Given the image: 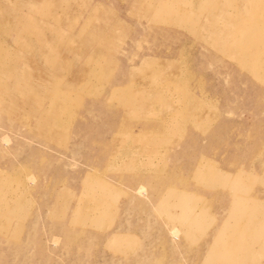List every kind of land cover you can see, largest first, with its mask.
<instances>
[{
	"label": "rangeland",
	"instance_id": "rangeland-1",
	"mask_svg": "<svg viewBox=\"0 0 264 264\" xmlns=\"http://www.w3.org/2000/svg\"><path fill=\"white\" fill-rule=\"evenodd\" d=\"M0 60V264H264V0H0Z\"/></svg>",
	"mask_w": 264,
	"mask_h": 264
},
{
	"label": "bare ground",
	"instance_id": "bare-ground-1",
	"mask_svg": "<svg viewBox=\"0 0 264 264\" xmlns=\"http://www.w3.org/2000/svg\"><path fill=\"white\" fill-rule=\"evenodd\" d=\"M145 5V4H144ZM151 5V7H150V9H149V11L147 10V11H144V13L145 14H147V15H150L151 13H152V15L155 13V12H158L160 15H163L164 16V18L163 19H161L163 22H167V21H170V22H173V23H175V22H177V23H181V24H184L185 22H188V23H190L191 22V20H192V18L194 17L193 15V12H190V11H188V10H185V9H183V8H180V7H175V6H170V5H168V4H166V3H157V4H154V3H151L150 4ZM165 17H172V19H169V18H165ZM21 30H22V28H21ZM50 30H51V28H50ZM21 38L23 39V36L21 35ZM99 38H102V37H99ZM48 40V39H47ZM16 41V40H15ZM18 41L20 42V39H18ZM94 43H97V42H94ZM93 42H92V44H93V46L91 47V49H92V51H94V50H96L95 52H97V51H100L99 53H102L101 52V47H102V44L100 43V44H98L97 43V45H95ZM73 48V47H72ZM65 58V57H64ZM149 58H150V56H142V58H140V60H139V62L136 64V65H134V66H132L131 67V69L129 70V73L131 72V71H133V70H137V69H141V68H143L142 66H144L145 64H147L149 61ZM97 61V60H96ZM6 62L7 61H1L0 60V70L2 69V67H3V70H6V71H12L13 70V66H10L8 63L9 62H7V65H6ZM85 67V66H84ZM86 68V67H85ZM93 69V68H92ZM91 69V70H92ZM81 71H85V70H81ZM75 73V72H74ZM79 73H82V72H79ZM87 73V72H86ZM137 73H139V72H137ZM72 74V73H71ZM10 75L11 74H9L8 75V77H10ZM83 75H85V73L84 74H82V76ZM70 76V75H69ZM16 78L14 75L12 76V78ZM71 77V76H70ZM80 77V76H79ZM44 78V77H43ZM53 78V77H52ZM47 79V78H46ZM67 80V79H66ZM65 80V81H66ZM78 80V79H77ZM48 81V80H47ZM79 82H80V80H79ZM73 83V82H72ZM69 85V84H68ZM114 88L112 87L111 88V90L109 91V93H110V95H111V93H112V90H113ZM23 92V91H22ZM54 92V91H53ZM52 91H51V94H50V97L54 100V101H57V100H59V96L58 95H55L54 93H53ZM146 93L147 92H141V93H139V92H135V93H133L132 95H134V97L131 99V101H130V108L132 109V110H134V111H137V110H141L143 107H145V105H148L149 104V99L146 97ZM25 94V93H24ZM37 94H35V95H31L30 94V96L33 98L34 96H36ZM39 95V94H38ZM22 96V95H21ZM137 102V103H136ZM53 110H54V108H52ZM52 109H50V110H52ZM29 181V183H32L33 181L32 180H28ZM134 192H135V194H141L142 195V193H141V187H135L134 188ZM248 208H250V207H248ZM252 214H254L253 212H252ZM256 215V214H255ZM249 217H252L251 215H249ZM264 219V218H263ZM226 222H228V220H226L225 221V223ZM237 234V233H236ZM170 235H171V237L172 236H174V235H176V228L175 227H173L172 226V228L170 229ZM238 235V234H237ZM53 243V242H52ZM224 261H230V263H232V262H234L235 260H233V259H226V260H224Z\"/></svg>",
	"mask_w": 264,
	"mask_h": 264
}]
</instances>
